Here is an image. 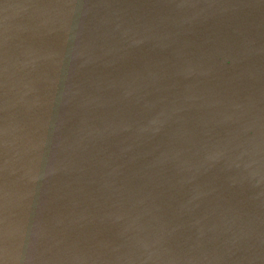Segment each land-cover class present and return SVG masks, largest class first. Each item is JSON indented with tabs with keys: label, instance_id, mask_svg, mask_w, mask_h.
<instances>
[{
	"label": "water",
	"instance_id": "water-1",
	"mask_svg": "<svg viewBox=\"0 0 264 264\" xmlns=\"http://www.w3.org/2000/svg\"><path fill=\"white\" fill-rule=\"evenodd\" d=\"M0 264H264V0H0Z\"/></svg>",
	"mask_w": 264,
	"mask_h": 264
},
{
	"label": "rangeland",
	"instance_id": "rangeland-1",
	"mask_svg": "<svg viewBox=\"0 0 264 264\" xmlns=\"http://www.w3.org/2000/svg\"><path fill=\"white\" fill-rule=\"evenodd\" d=\"M8 195H1L0 196V223L4 221L6 223V216L10 213H5L7 211L6 202H7Z\"/></svg>",
	"mask_w": 264,
	"mask_h": 264
}]
</instances>
